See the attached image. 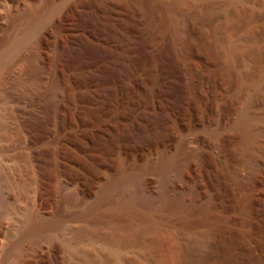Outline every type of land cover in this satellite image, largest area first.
<instances>
[{
	"label": "rangeland",
	"instance_id": "rangeland-1",
	"mask_svg": "<svg viewBox=\"0 0 264 264\" xmlns=\"http://www.w3.org/2000/svg\"><path fill=\"white\" fill-rule=\"evenodd\" d=\"M36 24L0 60V122L12 135L0 142L20 134L23 153L5 159L17 150L0 149V167L40 185V203L18 202L0 218L2 251L16 241L26 248L34 221L52 215L46 195L58 162L72 181H94L98 172L118 179L102 207L128 193L133 202L111 213L99 208L86 221L74 220L77 207L60 209L67 224L25 259L264 264V0H0V52ZM55 34L68 108L52 132L43 93ZM34 56L45 60L40 75L32 73ZM170 158L173 168L157 172ZM128 173L130 184L119 181ZM181 181L200 192L182 216L145 209L146 186Z\"/></svg>",
	"mask_w": 264,
	"mask_h": 264
},
{
	"label": "bare ground",
	"instance_id": "bare-ground-1",
	"mask_svg": "<svg viewBox=\"0 0 264 264\" xmlns=\"http://www.w3.org/2000/svg\"><path fill=\"white\" fill-rule=\"evenodd\" d=\"M25 10H27V9H25ZM38 26L39 25L36 24L32 28H30L28 31L23 33L22 35L20 34L21 36H19L17 38L15 37V40L6 49H4L3 51L0 52V60L3 61L6 53H8L10 50H13V49L15 50V48L17 46H20L25 41H27V39L29 37H31V35H33V33H35L36 29H38L37 28ZM62 46H63L62 37L58 34L53 35V37L51 38V42H50V50H49V52L47 54V58H46L47 63H48V64L46 63L48 66V69L50 68L52 72L47 74L49 84H48L46 91L44 89L45 92L43 93L44 97H45L44 102H45V107H46L45 108V110H46L45 123H46L47 127L52 132H56V131H58V129H60V126H62L61 125L62 122L66 118L67 108H68V99H67L68 97L66 95L68 82H67L66 77L63 75L64 73H62V70H63L62 69L63 63H62V56H61ZM17 48H19V47H17ZM3 55H4V58L2 59ZM43 60H44L43 57L42 58L37 57L35 59L34 67H33L34 69H32V73L34 70L36 74L40 75L39 71H41L40 69L43 68L42 64L45 61V60L44 61ZM0 63H2V62H0ZM43 69H45V66ZM42 107H43V105H42ZM45 110H44V112H45ZM10 130H11V128H10ZM14 130H15V128H14ZM8 133L10 134V132H7L6 125L1 121L0 122V139H1V141H8V138L10 136L12 138V135L11 134L8 135ZM19 135H13L12 142H4L3 144L0 142L1 151L2 150H4V151L17 150L15 152H13L12 154H6L5 159L7 158V156H10V155H11V157H16V158L21 157L23 155V153H21V151L19 149L20 144H21V138ZM247 136L251 137L252 133L247 132ZM28 143L30 144L29 141H28ZM173 162L171 161V158L165 160L164 162H162L158 166L156 165V167H157L156 171L161 172V173L162 172L166 173V171L169 172L170 169L173 168L172 167ZM62 165L63 164L56 162L54 164V167L51 169L50 174H49L50 185L48 187L46 199L51 203L50 205H52L53 213L50 217L39 218L38 220L34 221V223L32 224V227H31V232H30V244L28 246L26 245L27 246L26 248L22 247L20 245V243L16 241V243H14L12 246L10 245L11 247L8 250L3 252L1 249V246H2V237H3L4 230H3V226L0 224V264H36L35 260H34L35 261L34 262L32 259H25V256L30 255L31 257H35L34 253L38 250L37 247L40 245L41 241L45 242L44 240H48V238L51 237L49 235L50 232L56 231V230L60 229L61 227L63 228L65 223L63 220H61L57 217V213L59 212L60 209H62L64 207H73V208L77 207V208H79L77 213L75 214V216H73L74 220L75 221H86L88 219V217L90 218V214L93 213V211H97L99 208H101L105 212H110V211H113L115 209L116 210H118V209H125L126 210L128 208V206L131 204V202H133L132 201L133 197L131 196L130 193L127 192L128 193L127 196L129 198L128 200L123 201V199H122L119 203L116 204V206L108 207L107 205L106 206L104 205V207H102L103 200L108 198L111 195V193L113 192V190L116 189V187L119 185V184L117 185L118 179L116 178V180H115V178H113L110 174L98 172L99 174L97 175V177L94 181L92 180L91 182H87V180H85V178H82L81 181H72L73 178L69 179V177L67 176V173H68L67 169H66V167H64ZM89 167H91V166H89ZM179 171H180V169H179ZM169 174H171V173H169ZM132 175L133 174L128 173L125 176L126 179L122 177L119 181L123 180V181L129 182L131 180L130 177ZM136 175H138V174H136ZM167 176H169V175H167ZM180 176L178 174V179H182V178H180ZM138 177H140V176H138ZM141 177H143V176H141ZM145 178H147V177H145ZM167 178H169V177H167ZM132 179H133V177H132ZM29 180H31V179H29ZM138 181H140V180H138ZM143 181H142V183H143ZM31 182H32V180H31ZM145 182H146V180H145ZM167 182H168V179H167L166 183ZM173 182H174V180H173ZM173 182H171L169 184H172ZM130 183L131 182H129L127 184H130ZM166 183L164 182L165 185H166ZM124 184H126V183L124 182ZM140 184H141V182H140ZM137 185H138V183H137ZM142 185H145V184H142ZM40 187L41 186L37 185L36 183H34L32 186H30V185L24 184L23 182L21 183L19 181L14 180V178L12 177V174L7 170V168L4 165H2V167H0V218L2 220L3 219L6 220L8 218V215L11 213V210L18 208L17 207L18 202L26 203L30 208L39 204L40 201H38V200L40 199L39 198L40 197ZM125 189H126V187H125ZM127 189L130 190L129 188H127ZM142 189H143V186H142ZM154 189L149 190L148 186H146L143 189V194H141L143 196L142 197L143 199L142 198L141 199L144 200V205L146 206L145 209L148 208V211L149 210H157V211L165 212L168 216H175V215L183 214L187 208L197 204L199 202V199H200V196H199L200 192L198 193L196 188L194 186H192L191 184H189L188 181L187 182L181 181L175 185L169 186V188H167V186H166V189L165 188H163V190L161 189L162 191L160 189L159 190L156 188H154ZM122 192H124V190ZM140 192H141V189H140ZM140 192H139V194H140ZM38 206H37V208H38ZM140 208H142V207H140ZM41 209H42V207H41ZM93 224H95V223H93ZM126 225H127V223H126ZM114 233L115 232H113V234ZM43 244H42V246H43ZM50 244H52V243H50ZM45 245H47V244L45 243ZM39 247H41V246H39ZM39 251H41V249H39ZM33 259H35V258H33Z\"/></svg>",
	"mask_w": 264,
	"mask_h": 264
}]
</instances>
